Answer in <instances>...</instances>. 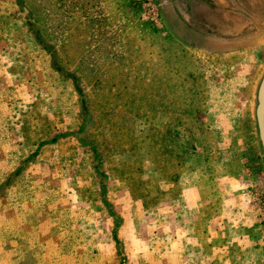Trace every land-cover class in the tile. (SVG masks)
<instances>
[{"label": "rangeland", "instance_id": "374dc122", "mask_svg": "<svg viewBox=\"0 0 264 264\" xmlns=\"http://www.w3.org/2000/svg\"><path fill=\"white\" fill-rule=\"evenodd\" d=\"M0 0V264H264V0Z\"/></svg>", "mask_w": 264, "mask_h": 264}, {"label": "water", "instance_id": "95a60500", "mask_svg": "<svg viewBox=\"0 0 264 264\" xmlns=\"http://www.w3.org/2000/svg\"><path fill=\"white\" fill-rule=\"evenodd\" d=\"M162 3L168 5V0H162ZM258 138L264 151V75L260 81L257 90V106L255 110Z\"/></svg>", "mask_w": 264, "mask_h": 264}, {"label": "flooded vegetation", "instance_id": "af4514ba", "mask_svg": "<svg viewBox=\"0 0 264 264\" xmlns=\"http://www.w3.org/2000/svg\"><path fill=\"white\" fill-rule=\"evenodd\" d=\"M164 7H167V8H168V7H169V5H167V6H164Z\"/></svg>", "mask_w": 264, "mask_h": 264}]
</instances>
